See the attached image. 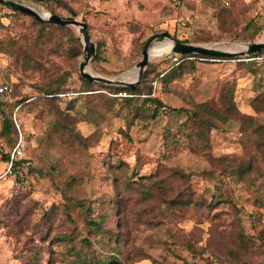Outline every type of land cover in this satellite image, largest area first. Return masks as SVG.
Here are the masks:
<instances>
[{
  "label": "rangeland",
  "instance_id": "obj_1",
  "mask_svg": "<svg viewBox=\"0 0 264 264\" xmlns=\"http://www.w3.org/2000/svg\"><path fill=\"white\" fill-rule=\"evenodd\" d=\"M16 1L85 22L98 54L90 70L108 79L135 80L151 39L149 49L170 41L164 33L228 51L264 41V0ZM33 19L0 4V81L15 90L0 114V264H82L112 256L111 245L122 264H259L264 64L216 58L174 66L168 47L151 53L148 75L134 88L140 93L90 87L80 74L78 29L42 28ZM63 80L60 101H46L42 90ZM149 99L169 112L153 118ZM203 106L213 128L196 152L191 131ZM18 107L34 168L8 175L4 160L18 132H2Z\"/></svg>",
  "mask_w": 264,
  "mask_h": 264
},
{
  "label": "water",
  "instance_id": "obj_2",
  "mask_svg": "<svg viewBox=\"0 0 264 264\" xmlns=\"http://www.w3.org/2000/svg\"><path fill=\"white\" fill-rule=\"evenodd\" d=\"M0 4L13 10L16 12H21L27 14L39 22L54 24L58 26H72L81 33L83 41H84V58L80 64V74L81 76L89 81H95L106 85H117L123 86L126 88L134 89L145 76L146 70L150 63V49L149 45L157 38L151 39V41L147 44L144 52L143 59L138 64V77L133 81H126L122 79H108L104 77H100L95 75L90 70L91 62L93 61L96 55V45L92 41L88 25L85 22L79 21L74 17H63L55 14H50L47 12H39L34 10L33 8L26 6L17 2L16 0H0ZM163 37L168 38L173 42L172 53L173 54H195L198 56L210 57V58H220V59H232L243 57L247 55H253L255 53H259L264 51V41L250 44L249 46H245L244 49L240 51H228L222 49H215L213 47L199 46V45H189L184 44L171 36L169 33H164ZM127 74H125L126 76Z\"/></svg>",
  "mask_w": 264,
  "mask_h": 264
},
{
  "label": "trees",
  "instance_id": "obj_3",
  "mask_svg": "<svg viewBox=\"0 0 264 264\" xmlns=\"http://www.w3.org/2000/svg\"><path fill=\"white\" fill-rule=\"evenodd\" d=\"M32 1H35L37 3H40V2H42L44 0H32ZM13 14H15V15H26V16H28L27 14L20 13V12H14V11H13ZM53 14L57 15L54 12H53ZM33 20H34V22L38 23L42 28H47L49 26L55 27L57 29H69V28H71V26H58V25H54V24L46 25V24H43L41 22H38L36 19H33ZM183 43L184 44H187V42H183ZM178 55L181 56L182 58H187L189 56H198V55H195V54H187V55L178 54ZM97 57H98V54L96 55L95 59ZM213 59H216V58H213ZM186 62H188V61H184L182 64H184ZM147 73H146V75H148ZM82 80L85 82V84H87L90 87H92V86H101V87H104V85L102 83H97V82H94V81H89V80H86V79H83V78H82ZM65 82H66L65 80H63V82L60 83V84H57V82H55V85H50L49 84L46 89H43L42 90L43 91L42 93L44 94V97L47 99L46 101H48V102H54V103L55 102H59L60 101V98H61L59 96V94H63L64 91H66V89L64 88ZM6 83H8V82H6ZM121 89L122 88L119 87V88H117V91H119ZM123 89L125 91L132 92V93H140V91H141L139 88H136V89H126V88H123ZM147 101L148 102H156V103H159V105L161 104L160 101L155 100V99H149ZM60 111L61 110L59 109L57 111V113H60ZM202 111H203L202 113H197L196 115H194V122H193L194 129H193V131H191L192 147H193V150L196 151V152L204 151L205 148L207 147V145H209V141H208L209 140V133L211 132V130L213 128V124L212 123H211L212 125H209V122H211V121L206 118L207 115H204L203 114L204 112H207V113L209 112L210 114H213V112L211 111V108H208L207 106H203ZM158 113L159 112L153 113L152 117L153 118H156L157 115H158ZM59 123L63 127H68V125H66V121L63 119V117L60 118V122ZM204 127H207V128H204ZM14 129H15V125L12 122V120L9 119V118L6 119L5 120V123H4V127H3V132H2L6 136V138H9L10 137L11 132ZM197 140H199L202 143L201 146L196 145V141ZM14 142L17 143V140H15ZM16 143H15V145H16ZM9 155H10V153L7 154V156H5V160L4 161L7 162V163L9 161ZM30 168L32 170L34 167L33 166H30ZM23 169L24 168L22 167V161L17 162L16 165H15V171H16V173L19 174L20 172L23 171ZM250 171H252V167L248 165V166L245 167V170L243 171V173L244 174H248V173H251ZM149 177L150 178L147 179L149 182H152V180H155L156 181V179H154V177H152V176H149ZM185 191L186 190H184V189L182 191H180L179 192L180 195L181 196H185ZM68 197L69 196L67 195L66 198H68ZM116 199H117V194L113 198L114 204L117 203ZM204 205L205 204L203 203L202 206H204ZM207 207H210V206H207ZM89 225L91 226V229H97L100 232L101 226H100V224L98 222L92 221V222L89 223ZM118 227H119V224H118ZM57 237H58V239L62 240V238H60L59 236H57ZM117 239H119V237H116L115 238L116 241H117ZM246 239H247L246 236H242L241 237V240H246ZM86 242L88 243V245H90V242L89 241H86ZM111 250L113 252L112 253V256L101 254V258H92L88 262H82V264L83 263L84 264H122V259L119 258L118 249H116L114 246L111 245ZM263 257H264V254L261 256V259H260L259 264H261V262L263 260ZM237 264H239V263H237Z\"/></svg>",
  "mask_w": 264,
  "mask_h": 264
},
{
  "label": "built area",
  "instance_id": "obj_4",
  "mask_svg": "<svg viewBox=\"0 0 264 264\" xmlns=\"http://www.w3.org/2000/svg\"><path fill=\"white\" fill-rule=\"evenodd\" d=\"M229 4L230 3L227 0L225 2V5L229 6ZM232 59L227 60V61L243 62V63H255V64L262 65V64H264V51L259 52V53H255L253 55H247V56H243V57L234 58V60H232ZM194 60H196V61L197 60L211 61V62L218 61L216 59L205 58L204 56H201V57L200 56L199 57L198 56H189L187 58H182L178 54H173L171 56V63L174 66H179L184 61H194ZM158 84H159L158 80L153 83V85L155 87L158 86ZM14 93H15V91H14V88L11 84L6 83L4 81H0V114L1 115L6 114L8 106L14 102ZM118 96L121 98H133L134 97V95L127 94V93H120ZM147 97H149V96H143V98H147ZM148 106L151 107L154 111L160 112L162 114L169 112V108L167 106H165V105L162 106V105H159L155 102H151ZM20 108L21 107H18L17 110L10 116V119L14 123L15 128L18 132V139H17L16 145L14 146L13 150L10 152V155H9V161L7 163V174L8 175H14V174L17 175V173L15 171V165L17 162L22 161V167L24 169L30 168V166H31V162L29 161V158L26 156V153H25L26 140H25L24 134H23L22 129H21V124L23 122L18 116V112H19ZM233 137H234V139H238V138L243 137V134L239 133L237 135H234ZM15 186L17 188H20L22 186L21 182L16 181ZM261 264H264V257H263Z\"/></svg>",
  "mask_w": 264,
  "mask_h": 264
},
{
  "label": "bare ground",
  "instance_id": "obj_5",
  "mask_svg": "<svg viewBox=\"0 0 264 264\" xmlns=\"http://www.w3.org/2000/svg\"><path fill=\"white\" fill-rule=\"evenodd\" d=\"M168 47H170V49L172 50V47H173V42H172V41H168L167 43H164L163 46L160 45V46H156V47H154V48H150V56H151V53H152L153 51L159 53V52L164 51V49H167ZM244 47H245V46H241V48H240L239 50H237V51H240V50L244 49ZM137 77H138V71H137V74H136L135 79H136Z\"/></svg>",
  "mask_w": 264,
  "mask_h": 264
},
{
  "label": "crops",
  "instance_id": "obj_6",
  "mask_svg": "<svg viewBox=\"0 0 264 264\" xmlns=\"http://www.w3.org/2000/svg\"><path fill=\"white\" fill-rule=\"evenodd\" d=\"M236 51H237V49H236ZM173 55V53L171 54V56ZM171 56H170V61H171ZM133 81V80H132Z\"/></svg>",
  "mask_w": 264,
  "mask_h": 264
}]
</instances>
